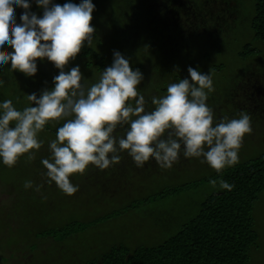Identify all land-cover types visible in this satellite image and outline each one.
<instances>
[{
    "label": "rangeland",
    "instance_id": "1",
    "mask_svg": "<svg viewBox=\"0 0 264 264\" xmlns=\"http://www.w3.org/2000/svg\"><path fill=\"white\" fill-rule=\"evenodd\" d=\"M163 1L93 0L96 7L90 24L98 35L94 46L104 54L111 49L118 50L126 58L130 51L147 48L151 61L146 64L144 79L137 87L149 101L146 109L151 110L154 107L151 96L163 95L166 89L163 93L158 90L166 88L163 82L170 78L168 68L160 75L154 71L151 63L157 55L151 45L159 36L161 40V35L168 34L163 24L170 25L173 46L165 49L163 58L167 63L173 62L176 69L184 62L197 63L203 67L202 72L211 73L214 91L207 104L212 107L215 118H237L242 111L249 114L252 131L244 135L239 162L264 153V51L247 59L238 55L244 41L252 38L253 0H209L208 19L203 20L205 10L200 14L198 7L190 5L191 12L186 17L173 21L166 16ZM181 1L184 0L177 1L181 7L189 5L188 1L184 4ZM171 29L168 30L172 32ZM203 29L210 30L208 36H196ZM182 47L186 48L184 56L180 55ZM220 47L224 49L218 55L216 50ZM108 58L113 61L111 56ZM41 62L46 72L55 70V75L59 74L60 69L54 62L46 57ZM75 65L80 66L70 59L64 71ZM178 70L172 69L173 78L188 76L187 70ZM80 71L82 82L86 80L90 84L103 70L80 66ZM37 72H40L38 82L43 85H33L32 92L37 91L39 95L52 87L49 74L45 78L42 71ZM33 77L29 76V80L33 81ZM117 132L123 134L120 129ZM45 134H39L44 135V144L35 152L34 159L28 160L27 154H23L12 167L0 163V264H80L113 245L159 244L174 233L178 224L196 213L202 199L216 191L208 185L209 178H216V170L201 163L199 158L181 155L168 169L159 167L150 158L143 167H137L125 150L119 153L121 160L108 168L101 170L90 164L83 174H72L70 180L79 188L67 195L55 182L48 183L44 175L46 169L41 159L49 157L48 142L53 138ZM25 180H32L33 186L26 189ZM194 183L202 184L164 199L157 198L174 187ZM36 185H40L39 191ZM252 214L259 240L258 246L251 250L249 264H264V191L255 202ZM69 222H84L88 226L62 242L41 236L42 231Z\"/></svg>",
    "mask_w": 264,
    "mask_h": 264
},
{
    "label": "clouds",
    "instance_id": "2",
    "mask_svg": "<svg viewBox=\"0 0 264 264\" xmlns=\"http://www.w3.org/2000/svg\"><path fill=\"white\" fill-rule=\"evenodd\" d=\"M35 3L42 6V16L30 10V0H0V69L10 61L11 70L31 76L37 72L36 58L46 57L60 71L50 90L26 94L29 103L22 109L12 99L0 100V163L12 167L23 154L34 159L44 144L39 134L60 121L55 139L48 142L50 155L41 164L47 182L67 195L79 188L71 182L72 174H83L90 164L108 168L125 150L137 167L152 158L168 169L183 155L220 173L239 162L244 135L252 131L250 116L242 111L237 118H215L207 104L214 91L210 72L188 66V76L167 84L165 94L151 96L154 107L147 110L149 101L137 87L143 73L118 50L93 83L82 82L79 65L64 71L82 45L92 43L93 0ZM17 7L25 10L20 23ZM8 45L14 50L5 52ZM4 83L0 78V87ZM208 185L217 191L234 187L220 176L209 178ZM32 186V180L24 181L26 189Z\"/></svg>",
    "mask_w": 264,
    "mask_h": 264
},
{
    "label": "trees",
    "instance_id": "3",
    "mask_svg": "<svg viewBox=\"0 0 264 264\" xmlns=\"http://www.w3.org/2000/svg\"><path fill=\"white\" fill-rule=\"evenodd\" d=\"M73 2L79 3L80 0ZM250 30L252 38L244 41L238 53L241 59L264 51V0H253ZM74 60L83 68L94 67L97 71L108 66L104 53L85 43ZM131 67L142 72L140 66ZM218 70L219 67L215 69ZM46 73L53 87L55 70ZM62 123L48 124L45 127L49 131L44 129V132L55 139L56 129ZM217 176L233 184L232 190H216L208 194L199 203L196 213L178 224L174 233L161 243L137 247L113 245L95 257L85 258L80 264H249L251 250L258 246L259 240L252 211L264 191V153L224 168ZM200 184L174 187L157 198L164 199ZM87 226L88 223L84 222H69L64 226L50 227L42 231L41 236L54 237L55 241L62 242Z\"/></svg>",
    "mask_w": 264,
    "mask_h": 264
},
{
    "label": "flooded vegetation",
    "instance_id": "4",
    "mask_svg": "<svg viewBox=\"0 0 264 264\" xmlns=\"http://www.w3.org/2000/svg\"><path fill=\"white\" fill-rule=\"evenodd\" d=\"M177 1L178 0H164L163 1L164 5H165V10L168 13V15H166V16H168V18H170L171 21H173L172 19H174V18H177L178 19V17L179 18L180 17H183V16L186 17L191 12L190 9H189V6L190 5L198 7V12L200 14H201L202 11L205 10V14L203 15V20L208 19V16H207L208 14L206 12L209 10L208 9L209 0H184L183 2L181 1V3L184 4L185 1H188L189 2V5H186V6H183V7H181L180 4H177L178 3ZM53 2L54 3L61 4V5L64 4V0H53ZM30 10L33 11V12H35L38 17L39 16H42V14H43V8H42V6H38L35 3V0H30ZM15 11H16V16H15L16 22L17 23H20L21 21L19 20V16H20L21 12H23L25 10L23 8L17 7L15 9ZM170 15H172V16H170ZM164 17L165 16H163V19L162 20L165 19ZM196 17H197V15H196ZM155 23H156V21H155ZM163 26L165 28L164 31L166 33H168V34H163L162 33L163 35H161L162 36V39L161 40H160V36H159V38H158L159 40L157 42H154V43L152 42L153 44L151 46L154 49H156V51L154 50V52L156 53V55L158 57L156 55H154L156 57H155L153 63H151V65L154 67V69H155L154 71L157 72V74L159 73V75H160V72L162 70H165V69L168 68L167 69V74H168V76H170V78L168 80H166L165 82H163V84L167 87V84L178 81L176 78H173V75H171L172 69L174 71H176L178 69H185V70H187L188 66H192L194 68H198V70L201 71L203 69V67L200 66L197 63L190 64V63L184 62L182 64H179V68L176 69V68L173 67V62L170 61V62L167 63L165 61V58H163L164 57L163 52L165 51V49H168V47L172 48V46H173V43H172L173 41L170 40L172 38H171V36H169L170 34L173 33V31H172L170 25L167 26V27H165V25L163 24ZM101 29H102V27H101ZM168 29H171L172 32H170ZM209 33H210V30L203 29L202 31H198V33H196V36H198L200 34H203V36H208L207 34H209ZM149 34H150V32H147V35H149ZM96 36H98V35L95 32L94 33V37L92 38L91 47H94V48L98 49L99 51H101L99 49V47L94 46V41L96 39ZM238 38L240 40L243 39V37H241V35H239ZM155 39H156V37H155ZM99 40H101V43L104 42L103 39L101 38V36H100ZM101 43H99V45H101ZM85 44H87V43H85ZM157 48H159L158 51H157ZM146 49H142L140 51H138V50H136V51H130L129 54H130L131 57L130 56L128 57L129 62H130V66H133V67L135 65L140 66V68L142 70V73L146 69V64H149L150 61H151V57L147 53V50ZM181 49H182V52L180 53V55L184 56L185 55L186 48L185 47H182ZM221 49H224V48L223 47H220V48H218L216 50V53L218 55H221V51H220ZM11 50H14V49H12L10 45L6 46L5 49H4L5 52L11 51ZM110 51H111V54H109ZM110 51H108V54H104L105 57H106V61H107L106 63H107V65H111V63H112V62L109 61V58H108L109 56H111L112 57V60H113V50L111 49ZM206 59H208V57H206ZM36 60H37V71L38 70L42 71L41 73L46 78L47 77V73H46L45 70L47 68H45L43 66V63L41 62V59L40 58H36ZM178 71H180V70H178ZM37 74H40V72H36L35 74H33V75H35V77H33V81L32 80H29V76L26 75V74H24L23 72H21L19 70H11V62L10 61L7 62L4 65V67L2 69H0V78L4 79V81H5L4 85L2 87H0V100L12 99L13 100V103L15 104V106L18 109H22L23 107L27 106L29 102L25 98L26 97V94L32 93L33 85L36 86L37 84H42V83H39L38 82L39 79L37 77L39 75H37ZM8 78H9V80H8ZM165 89L166 88L163 87V88H161V89L158 90V87H157V90L160 91V92H162ZM33 92H36L37 93V91H33ZM165 93H166V91L164 92V94ZM223 114H225V113H223ZM41 133H45L44 130ZM42 137H44V135H41L40 138L42 139Z\"/></svg>",
    "mask_w": 264,
    "mask_h": 264
}]
</instances>
